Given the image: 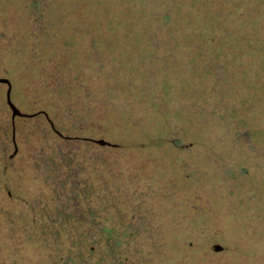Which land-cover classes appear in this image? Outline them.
Listing matches in <instances>:
<instances>
[{
    "label": "trees",
    "instance_id": "trees-1",
    "mask_svg": "<svg viewBox=\"0 0 264 264\" xmlns=\"http://www.w3.org/2000/svg\"><path fill=\"white\" fill-rule=\"evenodd\" d=\"M229 52L243 53L237 65L243 87L256 74L250 72L253 64L264 59V0H0V77L14 80L16 72L17 81L28 84L33 106L27 113L43 114L66 142L90 143L87 133L94 131L98 140L115 144L94 142L100 151H153L165 144L188 151L197 144L202 152L225 156L222 169L208 171L209 162L197 161L195 177L204 182L235 172L240 161L229 151L241 148L244 129L253 122L224 103L237 89L230 83L235 78L229 76L238 73L229 64ZM193 74L199 81L202 77L203 85L176 87ZM258 87L264 95V80ZM242 96L244 112L252 114L255 101L246 106L248 96ZM12 121L10 114L12 148L6 155L0 151V170L14 148ZM252 134H264V128ZM187 138L193 141L183 142ZM82 160L85 168L88 160ZM176 161L190 180V166L179 155ZM70 163L62 147L50 160L49 170L66 173L58 186L49 185L54 197L45 214L32 215L20 227L4 210L8 225L0 235V264H30L26 254L33 249L45 257L33 264H149L153 252L166 258L153 249L158 243L196 249V233L180 227L182 218L173 237L150 233L149 226H160L152 215V194L138 196L131 179L126 182L131 200L126 190L118 199L112 192L99 195L97 218L90 186L76 177L81 163ZM176 178L181 194L175 207L184 208L182 175ZM166 184L167 195L177 196L173 183ZM58 188L69 195L65 203L56 196ZM4 204L1 200L0 209Z\"/></svg>",
    "mask_w": 264,
    "mask_h": 264
},
{
    "label": "rangeland",
    "instance_id": "rangeland-1",
    "mask_svg": "<svg viewBox=\"0 0 264 264\" xmlns=\"http://www.w3.org/2000/svg\"><path fill=\"white\" fill-rule=\"evenodd\" d=\"M224 48L227 51V47ZM222 51L224 50H218V52ZM242 56V52L239 54L229 52V64L236 67L238 73V75L229 76L230 79L235 78L230 83L235 84L237 89L234 91L235 94H230L224 103L228 108H237L242 115L244 113L250 115L249 121L253 122L250 124V130L244 129L245 135L239 140L241 148L229 151L230 154L236 155L237 160L240 161L239 167L236 166L233 174L223 173L220 180L210 177L209 182L201 181L200 176L197 180L195 176L199 171L196 172L195 168H197L198 160L209 162L208 171L215 168L222 169L225 166L221 162L227 161L225 156L224 158L217 156L215 151L202 152L197 144L188 151L180 150L171 144H165L164 147L153 149V151H148L146 148L133 149L123 153L112 150V148L100 151L93 140H98L101 136L95 134L94 131L87 133L91 140L93 139L90 143L89 141L86 143L66 142L51 130L43 114L28 121H24L23 117H17L11 123L12 128L14 126L16 130L14 134L17 151L13 158L8 160V156L6 157L7 165L5 167L3 165L0 170V180L3 185L0 202L1 200L5 201L4 208L0 209V235L6 233L8 225L3 219L4 210L14 219L15 224L21 227L29 222L32 215L45 214L44 212L52 207V197L54 196L49 185L53 183L58 186L57 179L65 174L66 170L58 169L55 171L56 173H53V170H49L48 167L51 165L52 156L57 155L58 149L62 147L71 163H79V165L81 163L76 177L81 180L85 179L90 186L91 201L95 203L96 209L94 210H96L97 218L102 213L97 207L99 195L104 197L112 192L113 197L118 199L126 190L125 196L131 200L132 195H130V191H127V183L131 179L133 186L131 188H134L138 196L145 197L149 192L152 194L151 203L154 210L152 215L157 217L160 226H149L150 233L164 232L173 237L179 232L177 223L181 218L184 220L180 221V227H184V230L195 231V250L189 249V247L178 250L170 244L167 247H161V244L157 242L158 247L153 249H157L159 255L165 254L166 258H157L153 252L149 264H264V134L257 136L252 134L254 128H264V95L258 87L264 80V59L262 58L263 60L261 59L256 65L253 64L250 72L256 74L251 76L250 83H246L242 87L240 80L243 79V75L237 68L238 63L242 61L240 60ZM1 74L0 76H3ZM12 74L16 79L13 80L7 76L12 85L11 101L20 111L27 113L33 106V101L28 97V88L26 87L28 84L25 81H17L19 75L16 74L18 73ZM199 82L203 85L202 77L199 81L193 74L190 80L180 79L177 81L176 87H179V90L191 89V86L194 87V84ZM255 82L257 87L253 86ZM6 87V84H0V151H3L5 155L12 148L9 143L11 110L6 104ZM242 94L248 96L244 101L246 106H248L247 102L255 101L252 105L254 108L252 114L244 112L245 108L241 101ZM246 134H249V137ZM142 140L147 141L148 136ZM192 141L189 138L183 139V142ZM83 144L86 145V149L81 148ZM73 148L77 149L72 151ZM244 153L246 154L245 158L243 157ZM177 155L190 166L189 170L192 172L190 180L184 174L185 170L177 169ZM82 158L88 160L85 168L81 167L82 163L85 164ZM103 165L107 168H104ZM159 166L166 167V169L160 170ZM241 168L245 170H241ZM189 170L187 169V171ZM109 175H112L114 180L110 179ZM180 175L183 179L180 186L186 190L183 193L186 199L184 208L175 207L178 204L177 197L181 191L179 185L174 182ZM168 181H171L173 187H176L174 191L177 196H174L175 198L167 195L169 190L164 189L165 185L168 186L166 184ZM110 182L116 185H114L115 188L110 187ZM103 185L107 187L105 192L102 191ZM57 192L56 196H59L62 203H65L69 196L68 193L59 188ZM183 201L181 200V202ZM114 213L116 214V212ZM166 223L168 227L165 226ZM203 232L209 234L210 240H206L200 235ZM215 244L221 245L223 250L214 251L212 247ZM183 252V257H181ZM40 256L38 257L33 249L31 253L26 254L25 261L30 264L45 262V257Z\"/></svg>",
    "mask_w": 264,
    "mask_h": 264
},
{
    "label": "water",
    "instance_id": "water-1",
    "mask_svg": "<svg viewBox=\"0 0 264 264\" xmlns=\"http://www.w3.org/2000/svg\"><path fill=\"white\" fill-rule=\"evenodd\" d=\"M0 83H5L7 85V88H6V93H5V96H6V104L8 105V107L10 108L11 110V117L12 119H14L15 116H19V117H33L35 115L38 114V112H34V113H26V112H22L20 111L14 104L13 102L11 101V82L9 79L5 78V77H0ZM58 132V131H57ZM15 129H14V126L12 128V140H13V144H14V151L12 152V154H10V156L8 157V160L13 158V156L15 155L16 151H17V145H16V142H15ZM59 135H61L59 132H58ZM93 140V139H92ZM99 144H106L107 146H114L115 144L111 143V142H108V141H104V140H93ZM5 165H7V162L4 164V167ZM4 173H5V168L3 169ZM214 249V251H220L223 249V247L219 244H215L213 245L212 247Z\"/></svg>",
    "mask_w": 264,
    "mask_h": 264
},
{
    "label": "flooded vegetation",
    "instance_id": "flooded-vegetation-1",
    "mask_svg": "<svg viewBox=\"0 0 264 264\" xmlns=\"http://www.w3.org/2000/svg\"><path fill=\"white\" fill-rule=\"evenodd\" d=\"M17 117H19V116H15L13 120H15ZM50 127H51V126H50ZM51 130H52V127H51ZM54 130H55L54 132H55L56 134H58V132H57L58 130H56V129H54ZM60 137H62V136H60Z\"/></svg>",
    "mask_w": 264,
    "mask_h": 264
}]
</instances>
